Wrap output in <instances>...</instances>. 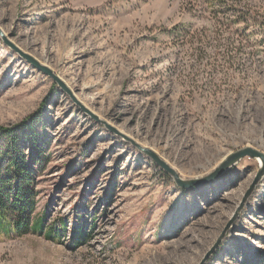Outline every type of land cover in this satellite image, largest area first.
I'll list each match as a JSON object with an SVG mask.
<instances>
[{"label":"rangeland","instance_id":"rangeland-1","mask_svg":"<svg viewBox=\"0 0 264 264\" xmlns=\"http://www.w3.org/2000/svg\"><path fill=\"white\" fill-rule=\"evenodd\" d=\"M135 144L186 181L264 155V0H0V171L23 157L43 219L0 264H131L183 232L188 264H264L260 158L181 189Z\"/></svg>","mask_w":264,"mask_h":264},{"label":"trees","instance_id":"trees-1","mask_svg":"<svg viewBox=\"0 0 264 264\" xmlns=\"http://www.w3.org/2000/svg\"><path fill=\"white\" fill-rule=\"evenodd\" d=\"M19 135L26 133L27 128L18 127ZM3 129V128H1ZM7 135L3 141L11 142L14 149H18V134L14 136L10 128L2 130ZM13 134V135H12ZM7 160V170L4 174L0 171V235L4 232H14L19 236L28 232L43 233V219L32 220L30 212L35 207L33 197L35 193L31 189L32 179L26 168V162L19 155V159L11 157L5 150L3 159ZM50 232L45 233L49 238Z\"/></svg>","mask_w":264,"mask_h":264},{"label":"water","instance_id":"water-1","mask_svg":"<svg viewBox=\"0 0 264 264\" xmlns=\"http://www.w3.org/2000/svg\"><path fill=\"white\" fill-rule=\"evenodd\" d=\"M10 45V44H9ZM19 55L25 59L29 64H31L34 68L38 69L39 71L43 72L45 75H47L48 77H50L56 84L57 86L63 90V91H67V88L65 86V84L57 77L53 74V72L46 66H43L41 64H39V62H37L33 57L21 52L18 50ZM90 116L93 120H95L98 123H102L103 125H105L106 128H108L110 131L115 132V130L110 127L108 124H106L105 122L99 120V118L90 113ZM136 148H138L141 152H143L144 154H146L148 157H150L152 159V161L166 174H168L169 176H171L175 182V184L181 188V189H189L192 188L193 186H198L201 185L202 183H208L212 180H215L219 175H221L222 173H224L231 165H233L234 163H236L238 160H240L241 158H244L245 156H248L250 158H260V167L259 170L252 182V184L250 185L249 189L246 191L243 199H242V204L241 206L245 203V201L247 200V198L251 195V193L254 191L255 187L257 186V184L259 183V181L261 180V178L264 176V155L254 151L250 148H245L243 150H240L234 154H232L225 162H223L220 167L216 170V172L214 174H212L210 177L204 179V180H200V181H196V180H183L179 177V175L177 174V172L171 168L165 161H163L161 158H159L152 150L150 149H146V148H142L141 146H139L138 144H135ZM233 221V220H232ZM232 221L226 226V229L224 231H226L230 225L232 224ZM223 232L221 234V236L217 239L216 244L211 248V250L206 254L205 258L203 259V262H205L209 256L215 251V249L217 248L219 242L221 241V239L224 236Z\"/></svg>","mask_w":264,"mask_h":264},{"label":"bare ground","instance_id":"bare-ground-1","mask_svg":"<svg viewBox=\"0 0 264 264\" xmlns=\"http://www.w3.org/2000/svg\"><path fill=\"white\" fill-rule=\"evenodd\" d=\"M258 161L260 162V160ZM188 236L187 232H183L176 241L172 243L165 242L154 250H152V248L144 247L131 258L130 263L188 264L190 257L194 254V247L197 245V241L194 238L195 236L193 237L191 235L189 236V239H187Z\"/></svg>","mask_w":264,"mask_h":264}]
</instances>
